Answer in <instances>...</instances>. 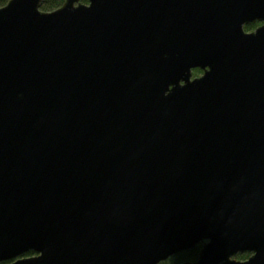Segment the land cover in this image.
I'll return each mask as SVG.
<instances>
[{
    "label": "water",
    "instance_id": "95a60500",
    "mask_svg": "<svg viewBox=\"0 0 264 264\" xmlns=\"http://www.w3.org/2000/svg\"><path fill=\"white\" fill-rule=\"evenodd\" d=\"M42 3L0 8V262L264 264V0Z\"/></svg>",
    "mask_w": 264,
    "mask_h": 264
},
{
    "label": "trees",
    "instance_id": "16d2710c",
    "mask_svg": "<svg viewBox=\"0 0 264 264\" xmlns=\"http://www.w3.org/2000/svg\"><path fill=\"white\" fill-rule=\"evenodd\" d=\"M8 1L9 0H0V8L5 6L8 3ZM64 2L65 0H43V3L40 9L44 12H52L60 8ZM83 3H86V1H83ZM200 249H201V245H198L195 248L189 251L180 253L161 264H181L183 262H195L197 260ZM28 254H31V253L29 252ZM248 257H249L248 253H243V254L237 255L236 259L238 261H244Z\"/></svg>",
    "mask_w": 264,
    "mask_h": 264
},
{
    "label": "flooded vegetation",
    "instance_id": "af4514ba",
    "mask_svg": "<svg viewBox=\"0 0 264 264\" xmlns=\"http://www.w3.org/2000/svg\"><path fill=\"white\" fill-rule=\"evenodd\" d=\"M262 27H264V19H258L257 18L255 20H252V21H249V22L245 23L242 26V31H243L244 34L254 35L257 32V30H259ZM206 70H207V68H205V69L192 68L190 70V75H191L190 76V81H193L195 79H198V78L202 77ZM28 253L24 254L23 256H21V257H19L17 259H14V260L0 262V264H13V263H15L16 261H18L20 259L32 258V257L36 256V254L33 253V252H30L31 254H28Z\"/></svg>",
    "mask_w": 264,
    "mask_h": 264
}]
</instances>
